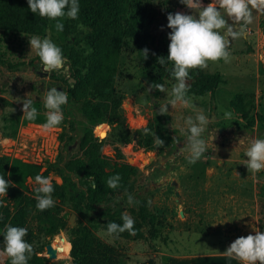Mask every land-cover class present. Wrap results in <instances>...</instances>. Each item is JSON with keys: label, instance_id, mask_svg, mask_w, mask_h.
Wrapping results in <instances>:
<instances>
[{"label": "rangeland", "instance_id": "1", "mask_svg": "<svg viewBox=\"0 0 264 264\" xmlns=\"http://www.w3.org/2000/svg\"><path fill=\"white\" fill-rule=\"evenodd\" d=\"M133 8L128 12L131 19L140 15L142 33L154 39L152 57L162 47L169 46L167 27L169 14L181 12L196 15L180 0H131ZM206 6L211 0H202ZM138 10V11H137ZM228 19L227 17H225ZM64 30L57 33L55 21L47 22L39 36L50 39L62 49L65 67L60 72H46L35 51H31L32 36L0 31V60L16 65L9 70L0 64V156L9 159L7 179L10 184L25 193H33L37 187L31 176L51 177L52 184H65L61 174L64 163L70 159L84 162H109L111 165L126 164L136 168L139 177L130 193H119L106 202L89 210L85 203L88 182L76 174H66L69 183L64 186L66 195H52L55 206L50 221L30 223L34 238V254L54 264H71L70 240L74 228L89 230L101 244L94 247L102 264H228L219 254L237 238L255 232H264V170L255 175L248 172L245 155L253 140L264 139V13L253 12V23L247 27V35L229 39V63L209 62L205 70L191 72L217 74L221 83L213 95L192 96L197 108L209 117L203 138L207 150L195 164L187 161L185 142L189 116L196 112L181 105L168 107L165 115L158 109L167 103L174 82L164 80L165 91H149V78L154 67L145 68L138 60L130 44L121 53L114 80V99L118 103L120 121L113 124L99 122L88 128V139L79 150L78 137L84 121L74 109L67 89L71 84L70 60L75 52L83 56L88 46L81 37L87 32L64 19ZM229 24L234 22L228 19ZM238 30V26L234 25ZM223 34V33H222ZM171 68V65H170ZM70 73V75H69ZM189 84V82H187ZM56 88L67 93L68 102L62 107V124L49 132L41 125L46 122L43 101L46 93ZM237 95L250 101L249 122L242 121L231 110L230 102ZM29 99L38 110L34 121L23 118V101ZM231 112V119L224 113ZM160 135L164 146L157 147L152 135L143 129ZM141 135L142 142L151 138L153 145L145 147L132 142L120 145L116 135L122 130ZM92 154L85 155L89 148ZM8 143L5 144L4 141ZM151 195V210L155 222L149 226L139 223V234L118 239L105 235L110 215L122 217L127 213L137 220L138 205H129L128 194ZM73 216V226L70 217ZM63 241V251H57V259L50 260L46 246L55 249ZM4 244L0 245V252ZM7 256L0 255V264H6ZM235 264H241L234 259ZM229 264H234L229 263Z\"/></svg>", "mask_w": 264, "mask_h": 264}, {"label": "trees", "instance_id": "2", "mask_svg": "<svg viewBox=\"0 0 264 264\" xmlns=\"http://www.w3.org/2000/svg\"><path fill=\"white\" fill-rule=\"evenodd\" d=\"M80 11L77 20H71L73 26L83 25L88 30L81 37L91 52L85 56L75 52L70 60V71L75 81L68 86L67 92L71 103L84 121L82 134L78 137L79 150H83L88 139V128L99 122L113 124L120 121L118 115L119 105L114 99V80L117 70L118 59L125 48L130 44L134 47L138 60L145 68L151 66L155 71L149 78V84H163L164 80L175 83L171 75L170 64L161 66L158 63L159 57L167 58L168 48L162 47L159 53L152 57V46L154 39L148 33L141 31L140 15L127 18L128 12L133 8L131 0H79ZM138 11V10H137ZM48 19L41 18L39 14H33L28 7L27 0H0V31L12 32L28 36H40L47 25ZM148 49L147 59H144L142 51ZM0 64L9 70H17L23 67L24 63L16 65L8 64L0 60ZM189 95L203 96L213 95L219 84L220 77L217 74H202L191 72L189 74ZM231 110L242 121L249 122L250 101L244 100L237 95L230 102ZM157 136H160L159 134ZM142 136L136 134V144L150 147L152 139L146 137L143 143ZM133 134L129 130H122L117 133L116 141L120 145H128L133 142ZM96 141L89 139V148L85 155L92 154V145ZM9 159L0 156V176L6 181ZM35 167H31V176L35 180ZM66 174H76L88 182L86 207L89 210L95 209L97 205L106 202L110 197L119 193H130L135 188V182L139 177L136 168L121 164L111 165L109 162H84L82 159H70L64 163V172L61 177L65 184L53 185L52 195L64 198L66 191L64 186L69 183ZM119 175L120 188L112 190L107 186V180ZM94 178V179H93ZM95 184V187H93ZM25 193L12 186L7 190L5 197H0V245L3 243L5 225L24 227L27 229L25 240L32 244L34 235L30 230V223L33 221H50L52 208L39 211L36 208V193ZM138 205L137 220L134 221L135 234H140L139 223L153 225L155 214L151 210V195L149 193L133 196ZM109 222L122 224L123 220L118 215H110ZM70 240L71 264H102L100 255L94 254L93 248L100 247L92 233L85 228H74ZM125 236H131L128 232ZM10 264V260L6 262ZM28 264H54L49 260L32 255ZM150 264H153L150 262Z\"/></svg>", "mask_w": 264, "mask_h": 264}, {"label": "clouds", "instance_id": "3", "mask_svg": "<svg viewBox=\"0 0 264 264\" xmlns=\"http://www.w3.org/2000/svg\"><path fill=\"white\" fill-rule=\"evenodd\" d=\"M190 10L197 9L196 15H188L181 12L169 14L167 16V27L171 29L168 39L167 58L159 57L158 63L161 66L171 65V75L175 83L171 89V99L162 105L158 112L165 115L168 107L181 105L185 108L192 109L196 112L195 119L189 116L185 123L188 126V135L185 142L187 161L189 164L198 162L207 150V142L203 138V133L210 123L209 117L204 114L203 109H199L193 103V98L189 96V79L190 71L205 70L209 62L215 64L219 61L229 63L231 53L229 52V39H240L247 35L248 25L253 23V12L264 13V0H211L206 6L202 0H180ZM29 10L33 14H39L41 18L49 21H55L54 28L57 33L64 30L62 21L66 19L77 20L80 5L79 0H27ZM234 22L228 23V19ZM83 29V25H78ZM40 38L32 36L29 38L31 51H35L39 57L46 72H60L65 67V57L62 49L58 47L49 37ZM223 33V34H222ZM148 49L142 51L144 59H147ZM91 49L88 50L89 54ZM158 90L164 92V85L153 83L149 85V91ZM68 102L67 93L59 91L56 88L50 89L43 101L46 110V122L41 125L44 132L52 131L58 128L64 119L62 107ZM23 118L28 121L36 120L38 110L33 106L29 99L23 101ZM232 113L225 112L224 118L231 119ZM145 135H152L157 147L164 146V141L154 132L145 127ZM8 143L7 140L4 141ZM247 160L245 165L248 172L255 175L264 170V139L253 140L251 146L245 153ZM94 179V178H93ZM121 177L117 174L107 180L108 188L116 190L120 188ZM34 192L37 201L36 208L39 211H45L55 206L52 198L54 187L51 177L42 175L35 176ZM10 187V181H6L0 176V197L7 195ZM95 187V184H93ZM128 203L133 205L139 203L134 197L128 194ZM122 224L109 222L106 226L108 237L118 239L121 233L128 232L135 235L134 220L127 213L123 214ZM27 229L24 227H15L5 225L3 236L4 248L0 255L7 256L10 264H28L29 259L34 254V248L27 243L25 237ZM223 255L229 259H237L241 264H264V232H255L246 237L241 236L227 247Z\"/></svg>", "mask_w": 264, "mask_h": 264}, {"label": "water", "instance_id": "4", "mask_svg": "<svg viewBox=\"0 0 264 264\" xmlns=\"http://www.w3.org/2000/svg\"><path fill=\"white\" fill-rule=\"evenodd\" d=\"M69 75H70V73H69ZM70 81H71V83L75 82L72 78H70ZM136 134H137L136 132H133V137H134L133 141L134 142L136 141V139H135ZM69 221H70V225L73 226L74 225L73 224V216L70 217ZM46 255H48V259H50V260H56L57 259V251H56V249H54L52 247V245L46 246Z\"/></svg>", "mask_w": 264, "mask_h": 264}, {"label": "crops", "instance_id": "5", "mask_svg": "<svg viewBox=\"0 0 264 264\" xmlns=\"http://www.w3.org/2000/svg\"><path fill=\"white\" fill-rule=\"evenodd\" d=\"M220 256H221V258L222 259H227L228 261H224V263H233L234 262V264H235V261H234V259H229L228 257H226L225 255H223V254H219V258H220Z\"/></svg>", "mask_w": 264, "mask_h": 264}, {"label": "bare ground", "instance_id": "6", "mask_svg": "<svg viewBox=\"0 0 264 264\" xmlns=\"http://www.w3.org/2000/svg\"><path fill=\"white\" fill-rule=\"evenodd\" d=\"M60 243H61V244H60L59 246H56L55 249L58 250V251H63V250H64V249H63V247H64V245H63V241L60 242Z\"/></svg>", "mask_w": 264, "mask_h": 264}]
</instances>
